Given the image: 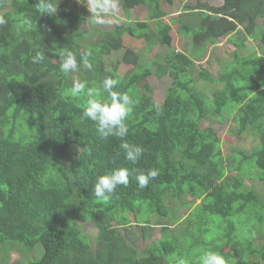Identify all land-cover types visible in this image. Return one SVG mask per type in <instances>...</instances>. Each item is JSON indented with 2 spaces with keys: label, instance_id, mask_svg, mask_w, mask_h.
<instances>
[{
  "label": "trees",
  "instance_id": "trees-1",
  "mask_svg": "<svg viewBox=\"0 0 264 264\" xmlns=\"http://www.w3.org/2000/svg\"><path fill=\"white\" fill-rule=\"evenodd\" d=\"M173 1L119 0L125 21L98 33L86 0H59L53 17L41 16L38 0H0V264H199L209 250L228 264H264L262 235L258 246L251 240L255 224L264 221V196L245 183L264 182V27L258 24L264 0H222L215 14L199 1L185 7L179 16L189 22L182 27L191 35V56L176 52L172 27L163 21L162 6ZM236 2L243 15L236 14ZM140 6L148 8L149 21L132 22L130 13ZM245 14L251 16L247 25ZM236 18L245 25L241 31ZM125 35L144 40L149 50H168L164 62L145 66L140 53L125 47ZM228 35H236L229 59L210 55L204 62L207 46ZM260 37L258 56L253 40ZM88 49L91 68L81 63ZM66 50L79 64L68 75L59 57ZM36 51L46 53L42 64L31 62ZM114 52L121 53L117 63L108 60ZM122 64L131 67L124 75ZM152 75L172 80L161 104L151 96ZM109 76L119 81L114 90L134 101L124 140L143 147L136 164L125 159L120 138L101 137L96 123L82 118L86 97L66 94L74 79L101 87ZM198 81L215 85L213 96L199 90ZM226 118L234 121L231 135L253 140L250 152L223 153L215 120ZM125 167L155 168L159 175L141 189L133 173L108 203L98 201L97 177ZM183 210L185 219L178 214ZM89 223L95 232H87ZM157 229L159 240L153 238Z\"/></svg>",
  "mask_w": 264,
  "mask_h": 264
},
{
  "label": "clouds",
  "instance_id": "clouds-1",
  "mask_svg": "<svg viewBox=\"0 0 264 264\" xmlns=\"http://www.w3.org/2000/svg\"><path fill=\"white\" fill-rule=\"evenodd\" d=\"M59 0H38L35 4L36 10L43 15L53 17L57 14ZM89 18L94 24L103 25L106 21L114 17L119 9V0H86ZM0 20V23H3ZM24 24L28 28L32 27L30 20L26 19ZM92 50L88 49L81 55V63L91 68L89 58ZM61 71L71 74L78 70L79 64L76 55L66 50L59 54ZM46 59L44 51H36L31 58L33 64H42ZM119 81L111 76L104 78L101 87L89 86L87 81L74 79L71 88L66 94L74 98L86 97L81 113L82 118L91 120L97 125L98 134L107 139L108 137H118L122 140L120 148L124 152L125 159L132 164H136L144 153L141 146L128 143L124 138L128 135L129 129L126 123L128 116L132 113L134 101L127 92H119L117 88ZM102 93H107L105 98ZM135 173V180L139 188L144 189L149 182L159 175L158 169H150L146 173L137 169L119 168L107 174L97 177L94 183L93 195L98 201L108 203L118 186L129 185V177ZM177 264H185L183 259ZM199 264H228L226 258L217 251H206L199 257Z\"/></svg>",
  "mask_w": 264,
  "mask_h": 264
},
{
  "label": "rangeland",
  "instance_id": "rangeland-1",
  "mask_svg": "<svg viewBox=\"0 0 264 264\" xmlns=\"http://www.w3.org/2000/svg\"><path fill=\"white\" fill-rule=\"evenodd\" d=\"M76 1V0H73ZM197 1H199L201 3V8L202 9H207L209 7V5H221L223 2L218 1V0H174L173 3L168 4L167 2H164V6H162V9L168 13L166 17L163 18V21L167 24H169L172 27V31H171V37L173 40V46L176 49V52H182L187 56H191L192 54V39H191V35L189 36L188 32H186L184 30V28L182 27L183 23H186L188 21H186V19L184 18V11H185V7H190L189 9H192L193 7H196ZM75 8V6H73ZM208 10V9H207ZM202 11V10H200ZM207 12V11H206ZM180 14H184L182 18H180ZM131 16V21L132 22H145V21H149V10L147 7L145 6H140L137 9L131 11L130 13ZM193 17V16H192ZM205 18V17H202ZM202 18L197 22L199 24V27L201 25V20ZM126 16L124 15V11L122 12L120 10V7L118 9L117 14L114 17L109 18L106 23H104L103 25H98V24H94V28L96 29V31H98V33L100 32H105L108 30H113L114 27L121 23L122 21H125ZM178 21V23L176 24L175 21ZM262 20V19H261ZM258 21L259 25H263L264 27V22L263 21ZM193 21V20H191ZM189 23V22H188ZM196 23V22H194ZM196 24H191V27L195 28ZM243 29V28H241ZM243 33V32H242ZM244 34V33H243ZM236 35H228L225 38L221 39L218 41L217 44L213 45V46H208L209 48L207 49L206 52V57H205V61L210 57V55H212V59L215 57H220L223 56L224 58L229 59V55L230 53H232V51H234V46L232 44H230V39L234 38ZM124 43H125V47H133L135 49V51L137 53H140L141 55V62L145 65V66H149L152 65V62L154 60H162V58H165V53L168 51L165 48L162 47H155L152 50L148 49V46L146 44V42H144V40H140V41H135L132 39V37H130L129 35H125V39H124ZM254 48H256L257 54L263 55V49L262 47H260L259 45L262 44V41H257L254 42ZM261 43V44H260ZM196 53L197 55L201 54L202 52V47L199 45L197 47ZM80 52H82V50H80ZM248 52L247 50H244L241 55H246ZM121 59V53L120 52H114L110 57H108V60L113 62V63H117L118 61H120ZM164 62V60H162ZM204 62H201L204 63ZM200 63L196 61V68L194 71V76H197L200 72V67H199ZM156 66L153 64L152 66V70H155ZM131 67L129 65L126 64H122L120 67V74L124 75L125 72H127L128 70H130ZM211 69L213 71V75L215 77L219 76V66L215 63H213L211 65ZM150 86H151V96L153 97V99L155 100L156 103L161 104L164 102L165 98L167 97L169 88L171 86L172 80L169 77H164L162 79L158 78L156 75H152L151 77H149L148 79ZM196 86L199 90H201L202 92H205L208 94L209 97L213 96V92L215 90V85H210V84H205V82L203 81H198L196 83ZM205 126H207V124H204ZM234 127V121L232 118L228 119L226 118V120L219 122L217 120H215V130L218 134V136L221 138L222 141V151L223 153H227L228 151L234 150V149H239V148H244L247 152L251 151V146H253V140L252 139H247L243 136H235V135H231L230 134V130H232ZM249 154V153H247ZM257 171V170H256ZM254 176L257 175V172H253ZM246 185L249 187H254L256 189V191L261 194V196H264V182L260 181V180H256V179H249L246 182ZM182 202L184 203L185 200H182ZM199 203V202H198ZM179 216L182 217V219H185L188 216V211H180ZM180 224H177V229L180 227ZM257 226H255V232H254V237H251V240L253 241L254 245H257V238H259L260 235H262V237H260L261 241L260 244H264V221L263 223L255 224ZM176 226V225H175ZM253 227L252 224L245 226V229H243V235L249 237L248 231L249 229H251ZM96 230V228H95ZM94 230V226L92 223L87 224V232H95ZM153 238L155 240H159L160 239V233H159V229H157V231H155L153 233ZM258 246V245H257ZM17 259V255H13L11 257V261L14 262ZM11 262V263H12Z\"/></svg>",
  "mask_w": 264,
  "mask_h": 264
},
{
  "label": "flooded vegetation",
  "instance_id": "flooded-vegetation-1",
  "mask_svg": "<svg viewBox=\"0 0 264 264\" xmlns=\"http://www.w3.org/2000/svg\"><path fill=\"white\" fill-rule=\"evenodd\" d=\"M218 1H220V3H221V1L222 0H218ZM223 3L221 4V5H219V6H217V5H209V7L207 8L208 10V12H211V14H213L214 12H213V9H215V8H221L223 5H225V2L224 1H222ZM237 2L236 3H234L232 6L234 7V8H236V14H242V12H241V9L239 8L238 9V7H237ZM238 9V10H237ZM225 11V10H224ZM223 12V11H222ZM215 14V13H214ZM243 15V14H242ZM245 16H246V18H245V25H247L249 22L251 23V16H247V14H245ZM238 18H239V16H238ZM238 18H236V19H233V21L235 22V23H237L238 25H239V21H238ZM240 19V18H239ZM245 25H239V27H241V28H243Z\"/></svg>",
  "mask_w": 264,
  "mask_h": 264
},
{
  "label": "crops",
  "instance_id": "crops-1",
  "mask_svg": "<svg viewBox=\"0 0 264 264\" xmlns=\"http://www.w3.org/2000/svg\"><path fill=\"white\" fill-rule=\"evenodd\" d=\"M237 28H238L237 30H239V31L242 30L241 27H239V26H238ZM220 40H221V39H220ZM218 41H219V40H218ZM218 41H217V43H218ZM260 41H262V37H260ZM208 46H213V45H208ZM208 46H207V48H209ZM258 56H261V55L258 54Z\"/></svg>",
  "mask_w": 264,
  "mask_h": 264
},
{
  "label": "water",
  "instance_id": "water-1",
  "mask_svg": "<svg viewBox=\"0 0 264 264\" xmlns=\"http://www.w3.org/2000/svg\"><path fill=\"white\" fill-rule=\"evenodd\" d=\"M201 204H203L204 202L203 201H200Z\"/></svg>",
  "mask_w": 264,
  "mask_h": 264
}]
</instances>
